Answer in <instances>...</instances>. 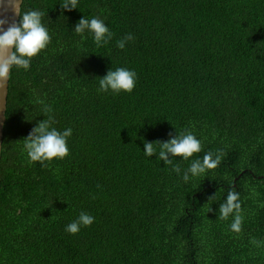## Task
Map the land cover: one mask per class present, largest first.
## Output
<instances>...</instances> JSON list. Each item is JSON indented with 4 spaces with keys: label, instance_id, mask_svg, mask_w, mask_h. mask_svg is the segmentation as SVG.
I'll return each mask as SVG.
<instances>
[{
    "label": "trees",
    "instance_id": "obj_1",
    "mask_svg": "<svg viewBox=\"0 0 264 264\" xmlns=\"http://www.w3.org/2000/svg\"><path fill=\"white\" fill-rule=\"evenodd\" d=\"M24 0L46 13L50 43L13 67L0 156V264H264V0ZM99 17L112 39L73 30ZM20 19V17H19ZM19 22V20H18ZM132 34L124 49L117 42ZM117 67L132 92H100ZM52 108L72 128L69 154L30 162L25 139ZM193 132L202 151L164 164L144 141ZM221 151L217 168L184 182L192 160ZM229 190L244 221L219 219ZM81 211L95 219L65 231Z\"/></svg>",
    "mask_w": 264,
    "mask_h": 264
},
{
    "label": "clouds",
    "instance_id": "obj_2",
    "mask_svg": "<svg viewBox=\"0 0 264 264\" xmlns=\"http://www.w3.org/2000/svg\"><path fill=\"white\" fill-rule=\"evenodd\" d=\"M24 0H8L9 5L20 17L18 23H12L7 30L4 25L8 23L6 19L0 18V90L5 88L7 81L11 78V69L28 70L31 58L40 53L50 43L51 35L47 26L43 22L45 12L30 9L21 11ZM4 0H0L2 6ZM79 0H63L60 7L64 10L77 9ZM77 35L84 39V34L90 33L95 44L99 46L107 45L112 39L113 33L104 20L99 17L91 19L83 16L74 29ZM133 39L132 34H127L117 42V47L124 49L126 44ZM137 73L134 70L117 67L110 69L105 76L99 78L100 92L120 93L132 92L136 86ZM41 111L49 114L47 118L36 123L29 135L23 139V151L27 154L30 162L50 161L53 158H64L69 154L68 139L72 136L73 130L68 127L58 130L52 113V108L43 100H37ZM202 151L201 140L191 131L179 133L167 141L149 142L144 141L143 153L146 157L157 156V159L164 164H171L173 157H181L187 161L195 153ZM169 157H172L171 159ZM221 151L216 153H206L202 160H192L190 166L181 170L179 166L173 168L178 175H182L184 182H189L193 178L205 175L209 170L215 169L221 163ZM232 217L229 228L232 232L239 233L242 230L244 216L242 215V203L239 192L229 190L225 201L219 205V219L227 220ZM94 217L87 212L81 211L78 218L69 223L65 231L76 234L81 227H88L94 222ZM251 243L256 247H264V241L252 239Z\"/></svg>",
    "mask_w": 264,
    "mask_h": 264
},
{
    "label": "water",
    "instance_id": "obj_3",
    "mask_svg": "<svg viewBox=\"0 0 264 264\" xmlns=\"http://www.w3.org/2000/svg\"><path fill=\"white\" fill-rule=\"evenodd\" d=\"M0 18L6 19L8 21V23L3 26L5 30H7V28L12 23H18L19 16L15 13L14 9L9 5L8 0H4L3 5L0 6ZM8 82L9 80L6 83L5 88L3 90H0V156H1L4 123H5Z\"/></svg>",
    "mask_w": 264,
    "mask_h": 264
}]
</instances>
